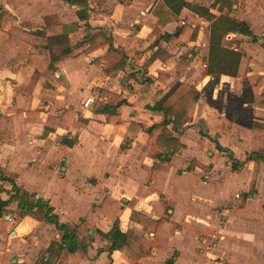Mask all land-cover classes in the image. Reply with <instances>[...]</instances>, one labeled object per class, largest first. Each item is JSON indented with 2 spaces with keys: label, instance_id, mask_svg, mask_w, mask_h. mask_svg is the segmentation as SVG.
<instances>
[{
  "label": "crops",
  "instance_id": "0c3cea01",
  "mask_svg": "<svg viewBox=\"0 0 264 264\" xmlns=\"http://www.w3.org/2000/svg\"><path fill=\"white\" fill-rule=\"evenodd\" d=\"M186 2L191 6L195 0ZM160 3L0 0V15L14 18V27L26 34H46L45 18H54L56 31L77 27L44 36L52 57L70 52L52 65L55 85L41 83L34 69H24L31 45L0 30V200L7 202L0 210V264H165L172 258L173 264H264V233L257 241L254 229H264V162L244 206L221 212L225 223L211 233L219 240L199 242L196 236L211 232L213 205L229 202L240 190L244 197L252 183L248 173L221 166L216 154L222 160V147L240 150L236 140L246 135L245 119L252 128L264 124V110L243 100L246 79L264 77V0H202L211 15L242 21L253 35L226 37L239 41L232 48L242 57L235 77L221 75L217 81L205 74L210 22L185 7L163 24L156 13ZM182 27L186 43L164 39ZM97 33L108 41L90 51L89 40ZM175 86L170 103L186 90L200 96L191 123L180 130L167 126L182 148L164 162L158 157L165 149L146 129L163 121V113L151 108ZM259 94L264 95V87ZM88 99L92 103L85 107ZM104 106L114 110L102 113ZM65 111L72 112L73 123L58 126L54 119ZM200 124L211 137L219 135L220 151L200 136ZM46 125L57 127L43 137ZM192 161L200 166L189 173ZM249 164L254 162L244 166ZM227 184L236 187L223 196ZM106 197L133 202L118 222L133 241L126 254L107 252L111 241L103 234L112 223L93 208ZM19 200L34 206L41 200L60 224L74 225L76 251L70 253L65 233L44 220L46 210L39 215L34 209L18 220ZM132 212L157 222L155 228L132 221Z\"/></svg>",
  "mask_w": 264,
  "mask_h": 264
},
{
  "label": "trees",
  "instance_id": "16d2710c",
  "mask_svg": "<svg viewBox=\"0 0 264 264\" xmlns=\"http://www.w3.org/2000/svg\"><path fill=\"white\" fill-rule=\"evenodd\" d=\"M160 6L162 10L156 11L159 19L163 21L161 23H166V16L174 14L176 15L182 8L189 7V9L196 14L198 17L203 18L210 22L209 30V41H208V50L204 58L205 62V74L218 80L221 75L235 77L238 72V67L242 54L239 50L232 48L233 41L227 39L226 37L231 34H237L246 38H253V35L247 26L246 23L242 21H236L226 15H220L215 17L209 13L207 8L202 6V0H195L193 5H189L186 0H160ZM73 3H79L74 1ZM163 4V5H162ZM80 17H83L82 14H79ZM46 22V34L47 35H61L60 28L64 30L65 34L71 33L76 30V25L73 26H60L58 31L53 29L55 25L54 18H45ZM15 19L10 17L5 13L0 15V30L7 32L9 34H14L19 37L24 38L30 45L31 50L27 62L24 66L25 70L30 68L34 69L38 75V80L43 83L47 82L49 84L55 85L56 82L53 81V72L54 67L52 66L54 61L61 57V55L69 54L63 51L61 55L53 56L52 52H49L50 43L45 39V33H36V34H26L21 32L14 27ZM187 32V28L178 29L174 35H165L164 39L166 40H179L182 38V41L186 43V39H183V35ZM108 40L102 33H97L90 40V51L102 46ZM95 42L97 43L96 45ZM136 45L140 44L138 39L134 40ZM131 54H134L135 51H130ZM155 60L154 56L150 58L148 63H151ZM125 57L121 60V65L125 63ZM115 70V69H114ZM117 70V69H116ZM249 88L243 92V100L245 102H250L254 108L264 110V95L259 94L260 87L264 86V77H248ZM55 87V86H54ZM175 86L172 88L157 104H155L151 110L153 112H162L164 119L160 124L153 125L150 128L146 129V133L152 139V141L162 149H165L164 154L159 156L158 159L168 162L169 155L177 153L182 145L179 144L178 139L172 136V132L168 130L167 126L172 124L173 129L180 130L186 123H191L195 105L199 99V92L195 89L186 90L178 97L176 96L173 103H170V98L174 95ZM111 110H114L110 106H104L100 110L102 113H111ZM166 117H172L173 120L169 121ZM74 115L70 111H65L57 119H54L57 122L58 126H70L73 123ZM56 126L51 128L47 127L44 130L43 137H46L48 133L54 131ZM67 141V138L63 139ZM69 143V145L73 144ZM231 161V170L237 172L241 165L229 156ZM248 160L257 164L263 162V159L257 154L253 153L248 156ZM195 166H200L197 162H191L187 168V172H192ZM253 189L254 193V182L252 180L251 190ZM252 193V195H253ZM251 194H246V197L252 196ZM131 202H117L109 197H106L100 206H94V211L101 214L103 217L108 219L112 223V228L107 234H103V237L111 241V245L107 248V252L113 250H118L124 254L127 253V248L133 245V241L128 234H123L118 228L119 218L124 211L126 206H131ZM2 207H5L7 202L0 200ZM36 209V213L43 215L46 210L47 214L44 216V220L48 223L53 224L56 229L65 233L63 240L66 242L68 251L73 253L76 251V235H75V226L70 224H60L56 216L52 215V209L49 208L41 200L38 201L37 205L34 206L31 203L18 202V211L16 213V218L22 220L26 215L33 214V210ZM1 217V212H0ZM132 221L138 222L142 226H148L152 229L155 228L157 222L147 219L135 212H132L131 218ZM73 235V236H72ZM134 259H137L138 255L133 256ZM173 258L169 259L165 264H173Z\"/></svg>",
  "mask_w": 264,
  "mask_h": 264
},
{
  "label": "rangeland",
  "instance_id": "374dc122",
  "mask_svg": "<svg viewBox=\"0 0 264 264\" xmlns=\"http://www.w3.org/2000/svg\"><path fill=\"white\" fill-rule=\"evenodd\" d=\"M238 43H239V41H233V45L234 44L238 45ZM255 77H257V76H255ZM246 80L248 82V79H246ZM262 87H264V86H262ZM260 89H261V87H260ZM260 89H259V91H260ZM257 120H259V119H257ZM242 124H243V126H242L243 127V131H244V133L246 135H245V137H239V139L236 140V143H238L237 145H240V150L239 151L234 153L229 148H225V147L223 148L222 147V150L220 152L224 156V159H222V160L219 159V155H217L215 153V151H211V152H212V154H216V158L218 159V161H219L221 166H222V164L224 166H227V165L231 166V161L229 159V156H231L234 160H236L241 165V167H240V169L238 171L239 172L240 171L243 172L245 177H247L246 176L247 173H248V175H250V177H252V180L254 182V187H255L256 178L258 177V173H260L259 172L260 171V167L262 166L260 163H262V162H259L257 164H249V166H247V167H245L244 165L248 161H250V160H248V156L250 154H253V153H255L258 156H260L263 159V162H264V124L257 123V124H254V126L252 128L247 119H245L242 122ZM250 129H252L253 133H249ZM262 167L264 169V163H263ZM263 177H264V175H263ZM213 182L216 183V181H213ZM224 187L225 188H224L223 192H221V193H223V196H226L228 194V192L229 191H233L236 186H234L232 184L231 185L227 184ZM194 190H195V188L192 189V191H194ZM242 192L243 191L240 190L237 193H235L236 196L234 194V196L232 198H230L229 202L218 203V204H215V205L212 206V210H211L212 211V219H211V227H210L211 232L208 233V234L203 232V231L202 232H197L196 236H197V240L199 242H203L204 240H207L209 242H212V244H215L219 240V238L214 237V235H212L211 233H212V231H214L216 229H221V227L225 223L226 219L221 215V212L224 209H230V210L234 209L235 210L237 207H239V208L243 207L244 203H245V199L248 198V197H246V194H251L252 195L253 189L251 190V186H250V189H249L248 186H246V189L244 190V193H246V192L247 193L244 195V197L242 196L243 195ZM212 196H216V194L212 195ZM207 197H209V196H207ZM217 199H218L217 196L215 198H213V200H217ZM248 216L251 219L256 221V225L258 223H260V222H258L259 221V217H258L257 213L250 212L248 214ZM262 227H264V225H262ZM254 229L257 230V233H255L256 234L255 236H256V239L258 241V237L261 234L264 233V229L263 228L260 229L258 226H255ZM235 230H237V228H235Z\"/></svg>",
  "mask_w": 264,
  "mask_h": 264
},
{
  "label": "water",
  "instance_id": "95a60500",
  "mask_svg": "<svg viewBox=\"0 0 264 264\" xmlns=\"http://www.w3.org/2000/svg\"><path fill=\"white\" fill-rule=\"evenodd\" d=\"M197 126L200 128V136L208 139L210 142H212L215 145L216 150L220 151L221 147H220L219 142H218L219 135L215 134L213 137H211L208 134V130H207L206 126L201 125V124L197 125ZM0 210H1V205H0Z\"/></svg>",
  "mask_w": 264,
  "mask_h": 264
},
{
  "label": "built area",
  "instance_id": "2783aa9c",
  "mask_svg": "<svg viewBox=\"0 0 264 264\" xmlns=\"http://www.w3.org/2000/svg\"><path fill=\"white\" fill-rule=\"evenodd\" d=\"M56 77H58L57 74H56ZM91 103H92V100H91V99H88V100L85 101L84 106L87 107V106H89Z\"/></svg>",
  "mask_w": 264,
  "mask_h": 264
}]
</instances>
